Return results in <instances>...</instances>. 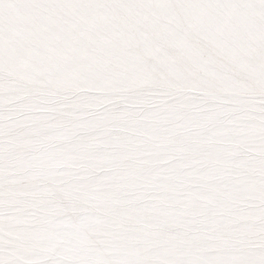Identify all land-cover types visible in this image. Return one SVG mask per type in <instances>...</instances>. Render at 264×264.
I'll return each mask as SVG.
<instances>
[{"label":"bare ground","instance_id":"6f19581e","mask_svg":"<svg viewBox=\"0 0 264 264\" xmlns=\"http://www.w3.org/2000/svg\"><path fill=\"white\" fill-rule=\"evenodd\" d=\"M29 262L264 264V0H0V264Z\"/></svg>","mask_w":264,"mask_h":264},{"label":"rangeland","instance_id":"374dc122","mask_svg":"<svg viewBox=\"0 0 264 264\" xmlns=\"http://www.w3.org/2000/svg\"><path fill=\"white\" fill-rule=\"evenodd\" d=\"M91 12H93V11L91 10ZM94 19L95 20L98 19L97 15H94ZM245 92H252V90H241L239 92H235L234 93V97H236L239 94L245 93ZM255 94H257V93H255ZM210 142L211 143H221V145L224 147V149L237 150V151H242V149H243V144L241 142H239V141L233 140L232 138H220V139L213 140V141H210ZM208 146H209L210 149L215 150L214 146H212V145H208ZM72 173H74V171ZM45 180H54V179H52L50 177H45L44 181ZM30 182H31L30 180H27L25 182V184H19L17 187H22L23 186L22 187L23 189L24 188H29V186H27V184L30 183ZM24 186H26V187H24ZM39 192L49 194V192L47 190H42V188L40 189ZM117 209H119V208L114 206V205H112V207L110 206V210L111 211H117ZM28 264H34V263L29 262Z\"/></svg>","mask_w":264,"mask_h":264}]
</instances>
